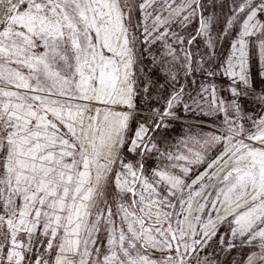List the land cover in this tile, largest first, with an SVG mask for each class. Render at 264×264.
<instances>
[{
	"label": "snow or ice",
	"instance_id": "1",
	"mask_svg": "<svg viewBox=\"0 0 264 264\" xmlns=\"http://www.w3.org/2000/svg\"><path fill=\"white\" fill-rule=\"evenodd\" d=\"M0 264H264V0H0Z\"/></svg>",
	"mask_w": 264,
	"mask_h": 264
}]
</instances>
